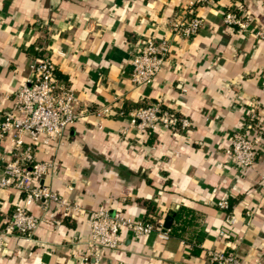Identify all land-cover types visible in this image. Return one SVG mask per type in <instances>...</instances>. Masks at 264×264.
I'll return each instance as SVG.
<instances>
[{"label": "crops", "instance_id": "0c3cea01", "mask_svg": "<svg viewBox=\"0 0 264 264\" xmlns=\"http://www.w3.org/2000/svg\"><path fill=\"white\" fill-rule=\"evenodd\" d=\"M192 1L0 0V113L11 109L29 62L41 55L55 62L82 112L61 142L40 136L34 150L36 160L53 164L35 183L80 210L33 203L30 211L40 217L33 240L7 236L0 264H211L208 249L248 260L263 249L264 40L253 30L264 29V0L199 4L202 23L183 38L170 31V22ZM230 5L253 17L247 31L223 23ZM148 37L166 38L170 52L152 82L134 85L130 57ZM156 102L192 127L120 132L131 110ZM104 104L110 115L92 113ZM248 119L260 140L254 167L241 171L226 150ZM23 139L29 141L26 134ZM9 145L6 136L0 140L4 150ZM222 199L229 210L217 206ZM22 200L16 189L0 188V227ZM97 208L147 219L160 230L172 215L176 228L167 239L123 229L117 249L94 246L89 216ZM230 215L233 229L221 235Z\"/></svg>", "mask_w": 264, "mask_h": 264}, {"label": "built area", "instance_id": "2783aa9c", "mask_svg": "<svg viewBox=\"0 0 264 264\" xmlns=\"http://www.w3.org/2000/svg\"><path fill=\"white\" fill-rule=\"evenodd\" d=\"M207 1H192L187 10L170 22V31L183 38L196 34L202 19L195 8ZM222 21L226 26L244 32L248 30L253 17L241 14L239 8L230 5L225 9ZM253 34L264 40V29L256 28ZM169 52L170 44L166 38L160 40L154 37L146 38L132 51L130 57L132 84L152 82ZM28 67L30 74L16 89L11 109L0 113V140L6 136L10 142L7 151L0 146L4 160L0 166V188H14L23 194V200L14 203L12 212L0 227V247L5 244L6 237L11 235L23 237L27 241L33 240L32 235L40 222V217L30 211L33 203L43 201L45 202L43 207L46 208L48 202H53L66 212L80 210L77 205L54 193L50 186L35 183V178L51 173L53 164L49 161L36 160L34 150L40 136L44 143L52 139L61 142L67 128L82 112L76 107L72 88L57 76L56 64L48 55L32 58ZM111 111V107L104 104L92 113L101 118L110 115ZM126 120L127 123L120 128L122 134L130 127L142 133L162 130L187 131L192 127L188 118L178 116L160 102L134 108ZM256 131V124L248 119L231 135L226 152L241 171L253 168L256 163L260 140ZM24 134L28 136L29 141H24ZM217 206L224 210L230 209V203L226 199L219 200ZM258 206L264 208V193ZM89 221L90 243L110 250L118 248L119 234L123 229L132 230L136 234L155 231L161 239H167L170 230L169 228L160 230L147 219L110 212L106 208L92 210ZM233 222L234 216H228L223 228L220 229V234L225 235L232 231ZM207 257L211 264H264V247L258 255L249 260L233 251L215 249H208ZM83 259L87 260L86 257Z\"/></svg>", "mask_w": 264, "mask_h": 264}, {"label": "water", "instance_id": "95a60500", "mask_svg": "<svg viewBox=\"0 0 264 264\" xmlns=\"http://www.w3.org/2000/svg\"><path fill=\"white\" fill-rule=\"evenodd\" d=\"M172 217H173L172 215L166 216L165 221L163 223V227H164L163 230L170 226V223L172 221Z\"/></svg>", "mask_w": 264, "mask_h": 264}, {"label": "trees", "instance_id": "16d2710c", "mask_svg": "<svg viewBox=\"0 0 264 264\" xmlns=\"http://www.w3.org/2000/svg\"><path fill=\"white\" fill-rule=\"evenodd\" d=\"M174 216H176V218H177L179 215L176 213V215H174ZM175 228L176 227H174L173 225L171 226V224H170V226H169V229H170L169 232L175 230Z\"/></svg>", "mask_w": 264, "mask_h": 264}]
</instances>
